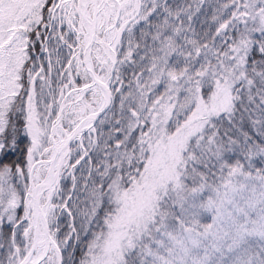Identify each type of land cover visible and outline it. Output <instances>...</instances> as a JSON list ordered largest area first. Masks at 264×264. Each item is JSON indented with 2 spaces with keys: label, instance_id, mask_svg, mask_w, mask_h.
<instances>
[{
  "label": "snow or ice",
  "instance_id": "obj_1",
  "mask_svg": "<svg viewBox=\"0 0 264 264\" xmlns=\"http://www.w3.org/2000/svg\"><path fill=\"white\" fill-rule=\"evenodd\" d=\"M0 264H264V0H0Z\"/></svg>",
  "mask_w": 264,
  "mask_h": 264
}]
</instances>
